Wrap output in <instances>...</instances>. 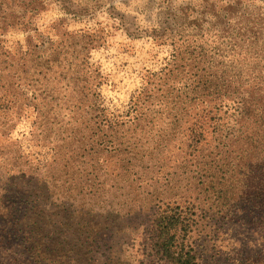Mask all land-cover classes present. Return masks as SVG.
<instances>
[{
  "label": "trees",
  "instance_id": "trees-1",
  "mask_svg": "<svg viewBox=\"0 0 264 264\" xmlns=\"http://www.w3.org/2000/svg\"><path fill=\"white\" fill-rule=\"evenodd\" d=\"M237 5L223 23L245 18ZM209 8H183L192 22L156 35L168 62L115 113L91 63L96 33L55 43L36 23L44 0H0V264H124L126 237L150 264H202L188 242L199 222L264 206V25L227 27L211 46ZM24 117L28 150L47 149L34 168L10 139Z\"/></svg>",
  "mask_w": 264,
  "mask_h": 264
},
{
  "label": "rangeland",
  "instance_id": "rangeland-1",
  "mask_svg": "<svg viewBox=\"0 0 264 264\" xmlns=\"http://www.w3.org/2000/svg\"><path fill=\"white\" fill-rule=\"evenodd\" d=\"M204 1L44 0L46 9L37 16L36 23L44 31V39L53 38L50 40L59 44L63 42V45L74 43L73 38L77 42V36L87 32L98 35L96 43L100 47L91 52V63L100 70V91L105 105L112 112L123 113L127 111L131 97L142 87L144 75L158 73L170 58V41L163 42L156 35L188 26L193 16L189 13L186 19L183 8L198 6ZM230 3H239L237 9L244 12L245 18L240 22L249 24L250 28L264 25L260 20L264 19V0H208L210 8L205 16L208 31L203 39L211 46L218 40H224L219 38L224 36V29L240 23L237 15L223 23L226 6ZM62 35L65 39H60ZM6 38L7 46L16 50L21 46L19 44H24L26 36L22 32H14ZM47 50L46 53L40 52L39 56L48 54ZM12 94L8 93V100ZM15 94L18 96L16 91ZM31 119L24 117L22 121L27 123L12 130L10 139L20 141L26 154L30 153V168H34L38 153L45 156L47 149L41 150L32 144L28 150L27 134ZM8 145L9 141L1 136L0 150H7ZM237 206L238 217L233 218L232 211L228 218L211 215L209 220L199 222L198 228L188 236V242L195 247L202 264H252L257 257L264 260V206L262 203H240ZM127 240V237L119 240L118 252L124 264H150L151 257L138 254V247L127 246ZM155 260L157 264H165L160 256Z\"/></svg>",
  "mask_w": 264,
  "mask_h": 264
}]
</instances>
